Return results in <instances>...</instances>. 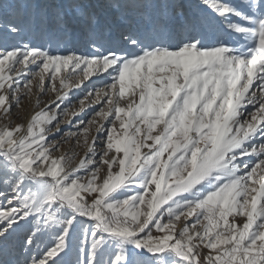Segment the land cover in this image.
<instances>
[{"label":"snow or ice","instance_id":"6c2138e0","mask_svg":"<svg viewBox=\"0 0 264 264\" xmlns=\"http://www.w3.org/2000/svg\"><path fill=\"white\" fill-rule=\"evenodd\" d=\"M0 264H264V0H0Z\"/></svg>","mask_w":264,"mask_h":264},{"label":"rangeland","instance_id":"374dc122","mask_svg":"<svg viewBox=\"0 0 264 264\" xmlns=\"http://www.w3.org/2000/svg\"><path fill=\"white\" fill-rule=\"evenodd\" d=\"M91 2L103 3V2H105V0H91ZM73 82H75V78H74ZM72 91L75 92L76 95L72 97V104L68 110L69 114L64 118V123H63L62 127L66 126L68 124V121L73 119V116L71 115V113L78 112L81 108V105L79 103V99L83 98V95L79 92L78 89H73ZM38 95L39 94L35 93V90H34V94L30 98L23 100L21 108L19 110H17L18 116L22 121H24V122L29 121L31 116L35 113V111L39 110L36 107ZM56 97H57V94L52 93V92H49L47 95L41 96L40 99L42 102L40 103L39 107L43 108L46 104H48L52 101H55ZM91 101H92V97H89V98L84 100V108L88 113V115L85 117V119L89 118L92 115L91 109L99 107V103L93 104V103H91ZM13 122L15 123L18 121L14 120ZM81 127H83V126H81ZM91 127H92V132H91V135L89 136V141H91L92 136L96 135L95 126H91ZM82 142H83V136H81V143ZM73 149H75L78 156L82 158L84 149L81 146H76L74 139H69V140H67V142L62 143L60 152H58L57 155H60L61 153H70L71 151H73ZM238 222H242V221H238Z\"/></svg>","mask_w":264,"mask_h":264}]
</instances>
